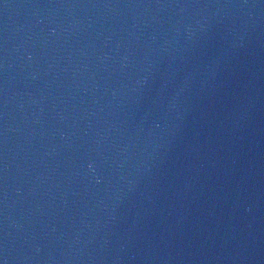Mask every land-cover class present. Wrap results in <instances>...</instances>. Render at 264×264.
<instances>
[{
	"label": "water",
	"instance_id": "1",
	"mask_svg": "<svg viewBox=\"0 0 264 264\" xmlns=\"http://www.w3.org/2000/svg\"><path fill=\"white\" fill-rule=\"evenodd\" d=\"M0 264H264V0H0Z\"/></svg>",
	"mask_w": 264,
	"mask_h": 264
}]
</instances>
